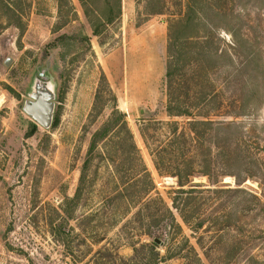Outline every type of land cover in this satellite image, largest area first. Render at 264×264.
Returning a JSON list of instances; mask_svg holds the SVG:
<instances>
[{"label": "rangeland", "instance_id": "obj_1", "mask_svg": "<svg viewBox=\"0 0 264 264\" xmlns=\"http://www.w3.org/2000/svg\"><path fill=\"white\" fill-rule=\"evenodd\" d=\"M171 25L187 63L176 95L193 117L167 112ZM103 75L132 138L119 124L97 139L119 118L108 98L91 117ZM42 79L56 93L50 128L24 110ZM210 107L264 145V0H122L98 36L80 0H0V264H264V179L242 185L262 203L205 193L191 210L198 232L175 212L183 231L158 259L135 250L152 241L139 223L141 165L172 208L176 178L158 173L153 152L169 122Z\"/></svg>", "mask_w": 264, "mask_h": 264}, {"label": "trees", "instance_id": "obj_2", "mask_svg": "<svg viewBox=\"0 0 264 264\" xmlns=\"http://www.w3.org/2000/svg\"><path fill=\"white\" fill-rule=\"evenodd\" d=\"M103 7L97 0H80L84 12L90 20L95 36L100 35L101 28L118 21L122 16V0H103ZM183 20L188 25L193 17ZM173 26L169 28V44L167 47L168 61L166 69V86L168 91L167 112L171 117H193L192 111L182 104L181 96L176 95L180 90L176 85L177 80L184 76L180 73L185 70L186 62H182V43L179 44V36L174 35ZM186 37L183 41H188ZM257 62V58L249 59L248 65ZM179 85V84H178ZM104 87V89H103ZM179 90V91H178ZM204 96V93L202 97ZM108 98V99H107ZM114 102V108L119 118H109V125L105 131L97 136L107 135L119 124L125 128L126 133L132 138L128 128L126 115L118 108L117 98L109 81L103 75L99 89L96 94L95 103L91 117L100 112L98 103L100 100ZM213 98L205 95L203 102L211 101ZM245 100V99H243ZM209 105H207L208 107ZM215 111L207 109L196 114L198 118L188 120L185 125L178 121L168 123L169 135L166 141L154 150V163L161 176L170 175L176 178L177 188L173 192L172 208L167 205L157 186L150 177L145 165H141V172L145 182L139 187V223L144 235L152 237V241L141 243L135 250L148 248L159 258L158 248L168 247L174 231H183V227L177 219L178 213L181 220L193 231L200 230L201 221L194 223L193 207L200 198L205 199V193L220 195L232 193L234 197H243L249 203H262V199L254 192L242 186L247 180L260 182L264 179V145L257 141L255 131L250 130L244 123L237 120H214ZM226 115H231L227 114ZM235 116H243L244 113H234ZM256 134V133H255ZM148 143V141H147ZM139 155V161H140ZM206 177L207 182L195 179ZM234 178L235 184L224 183L226 178ZM240 195V196H239ZM248 196V197H247ZM127 203L131 204L125 197ZM256 201V202H255ZM60 227V226H59ZM156 237L164 241L161 247L154 242ZM158 261V260H157ZM158 264V263H157Z\"/></svg>", "mask_w": 264, "mask_h": 264}, {"label": "water", "instance_id": "obj_3", "mask_svg": "<svg viewBox=\"0 0 264 264\" xmlns=\"http://www.w3.org/2000/svg\"><path fill=\"white\" fill-rule=\"evenodd\" d=\"M7 63L9 62L7 61ZM42 77L47 78L45 73H42ZM30 96L32 99L27 100L24 105L25 112L43 127L50 128L54 121L55 87L49 81L38 80L34 84ZM154 242L161 247L164 246V241L159 237H156Z\"/></svg>", "mask_w": 264, "mask_h": 264}]
</instances>
